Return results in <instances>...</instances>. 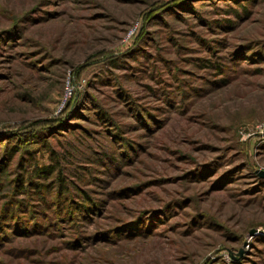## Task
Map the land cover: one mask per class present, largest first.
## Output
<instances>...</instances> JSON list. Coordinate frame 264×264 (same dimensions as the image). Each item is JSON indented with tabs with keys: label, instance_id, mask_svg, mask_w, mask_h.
I'll list each match as a JSON object with an SVG mask.
<instances>
[{
	"label": "rangeland",
	"instance_id": "374dc122",
	"mask_svg": "<svg viewBox=\"0 0 264 264\" xmlns=\"http://www.w3.org/2000/svg\"><path fill=\"white\" fill-rule=\"evenodd\" d=\"M259 171L264 0H0V264H264Z\"/></svg>",
	"mask_w": 264,
	"mask_h": 264
},
{
	"label": "trees",
	"instance_id": "16d2710c",
	"mask_svg": "<svg viewBox=\"0 0 264 264\" xmlns=\"http://www.w3.org/2000/svg\"><path fill=\"white\" fill-rule=\"evenodd\" d=\"M66 108V107H65ZM38 175L39 177H42V178H49L50 176H47V175H51V173L54 171L53 169H51V167H46V168H38Z\"/></svg>",
	"mask_w": 264,
	"mask_h": 264
},
{
	"label": "water",
	"instance_id": "95a60500",
	"mask_svg": "<svg viewBox=\"0 0 264 264\" xmlns=\"http://www.w3.org/2000/svg\"><path fill=\"white\" fill-rule=\"evenodd\" d=\"M259 176H261V177L264 178V171H259ZM254 232H255L254 230H251V231H250V235L254 234ZM244 246H245V244H244ZM242 252H243V250L240 249V250H239V255H241ZM229 255H230L231 257H233L232 254H231V252H229Z\"/></svg>",
	"mask_w": 264,
	"mask_h": 264
}]
</instances>
